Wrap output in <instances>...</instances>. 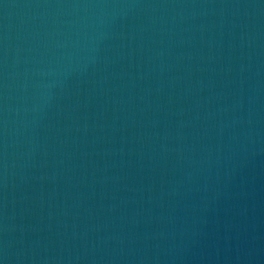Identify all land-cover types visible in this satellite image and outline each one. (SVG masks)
Listing matches in <instances>:
<instances>
[{
    "label": "water",
    "instance_id": "water-1",
    "mask_svg": "<svg viewBox=\"0 0 264 264\" xmlns=\"http://www.w3.org/2000/svg\"><path fill=\"white\" fill-rule=\"evenodd\" d=\"M264 12V0H0V164Z\"/></svg>",
    "mask_w": 264,
    "mask_h": 264
}]
</instances>
